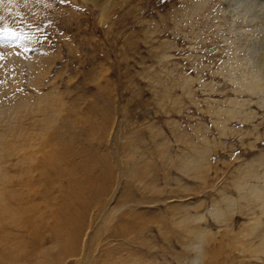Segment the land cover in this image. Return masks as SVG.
<instances>
[{"label":"rangeland","instance_id":"obj_1","mask_svg":"<svg viewBox=\"0 0 264 264\" xmlns=\"http://www.w3.org/2000/svg\"><path fill=\"white\" fill-rule=\"evenodd\" d=\"M232 4L0 0V264H264Z\"/></svg>","mask_w":264,"mask_h":264},{"label":"bare ground","instance_id":"obj_2","mask_svg":"<svg viewBox=\"0 0 264 264\" xmlns=\"http://www.w3.org/2000/svg\"><path fill=\"white\" fill-rule=\"evenodd\" d=\"M231 7H232L231 11L235 15H239L242 17H250L251 15H253V17L255 18V21H257V23L255 24V27L260 28L254 34L255 38L252 41L253 44L251 45L253 46L252 48H254V50L258 48L256 51L253 50L254 53H252L254 54L253 57H251V59L253 60V65L248 67L247 72H244L242 69H240L239 72H241V76L239 80L238 79L236 80L239 84H241L244 87L245 91H248L252 95H255V94L264 95V0H233V4L231 5ZM256 41H258L259 43L258 44L255 43ZM260 44L262 45L259 46ZM259 50H260V53H258ZM237 113H240V111L232 112L233 115ZM242 188L244 187L241 186L240 189ZM250 194H251L250 195L251 198L257 200L255 201L256 203L262 202V207H264V186L263 187L253 186L251 188ZM241 198H243V196H241ZM226 203H227V209H230V207L235 204V200L230 198L227 200ZM35 211L38 212L39 210H35ZM225 214H226L225 209L223 210L220 208L218 209L216 208L217 216H224ZM224 220L228 221V219H224ZM261 245L263 247V252H264V235L262 237Z\"/></svg>","mask_w":264,"mask_h":264},{"label":"snow or ice","instance_id":"obj_3","mask_svg":"<svg viewBox=\"0 0 264 264\" xmlns=\"http://www.w3.org/2000/svg\"><path fill=\"white\" fill-rule=\"evenodd\" d=\"M61 2L63 3V0H61Z\"/></svg>","mask_w":264,"mask_h":264}]
</instances>
